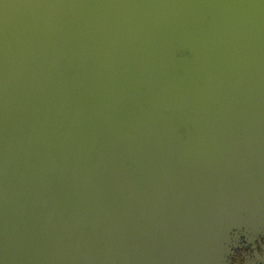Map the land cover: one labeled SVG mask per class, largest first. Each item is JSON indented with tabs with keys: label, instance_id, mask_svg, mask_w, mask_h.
<instances>
[{
	"label": "water",
	"instance_id": "water-1",
	"mask_svg": "<svg viewBox=\"0 0 264 264\" xmlns=\"http://www.w3.org/2000/svg\"><path fill=\"white\" fill-rule=\"evenodd\" d=\"M263 225L264 0H0V264H231Z\"/></svg>",
	"mask_w": 264,
	"mask_h": 264
},
{
	"label": "rangeland",
	"instance_id": "rangeland-1",
	"mask_svg": "<svg viewBox=\"0 0 264 264\" xmlns=\"http://www.w3.org/2000/svg\"><path fill=\"white\" fill-rule=\"evenodd\" d=\"M234 240L230 246L231 253L227 255L231 264H246L257 262L258 256H264V225L257 231L248 230L240 226L236 229ZM261 247V248H260ZM263 247V248H262ZM262 264V262H259Z\"/></svg>",
	"mask_w": 264,
	"mask_h": 264
},
{
	"label": "flooded vegetation",
	"instance_id": "flooded-vegetation-1",
	"mask_svg": "<svg viewBox=\"0 0 264 264\" xmlns=\"http://www.w3.org/2000/svg\"><path fill=\"white\" fill-rule=\"evenodd\" d=\"M261 248V247H260ZM263 248V247H262ZM263 250H264V248H263Z\"/></svg>",
	"mask_w": 264,
	"mask_h": 264
}]
</instances>
